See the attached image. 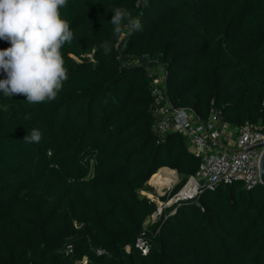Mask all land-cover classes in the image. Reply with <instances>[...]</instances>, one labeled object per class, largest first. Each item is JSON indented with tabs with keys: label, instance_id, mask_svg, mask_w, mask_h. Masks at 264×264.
Returning a JSON list of instances; mask_svg holds the SVG:
<instances>
[{
	"label": "trees",
	"instance_id": "16d2710c",
	"mask_svg": "<svg viewBox=\"0 0 264 264\" xmlns=\"http://www.w3.org/2000/svg\"><path fill=\"white\" fill-rule=\"evenodd\" d=\"M116 8L141 27L125 19L114 34ZM59 11L73 39L56 99L0 91V264H264L263 184L202 188L155 219L141 194L168 167L178 183L161 200L173 197L201 163L188 138L155 126L161 73L172 104L203 123L214 114L235 134L264 132V0H67ZM33 129L38 143L24 139Z\"/></svg>",
	"mask_w": 264,
	"mask_h": 264
},
{
	"label": "clouds",
	"instance_id": "9594fccd",
	"mask_svg": "<svg viewBox=\"0 0 264 264\" xmlns=\"http://www.w3.org/2000/svg\"><path fill=\"white\" fill-rule=\"evenodd\" d=\"M66 5L67 0H0V39L10 42V47L0 49V69L6 73L0 79L4 95H24L30 104L56 99L68 79L61 48L73 39L59 11ZM125 19L130 29L141 27L126 10L116 8L111 18L114 34L122 31ZM101 48L105 55L111 51L107 43ZM24 139L38 143L41 133L33 129Z\"/></svg>",
	"mask_w": 264,
	"mask_h": 264
},
{
	"label": "built area",
	"instance_id": "2783aa9c",
	"mask_svg": "<svg viewBox=\"0 0 264 264\" xmlns=\"http://www.w3.org/2000/svg\"><path fill=\"white\" fill-rule=\"evenodd\" d=\"M164 78L165 75L161 73L160 78L154 81L152 86L155 98L154 113L157 117L155 126L162 132L181 133L189 139L190 150L201 157L196 174L191 176L170 199H174L175 202L190 199L199 194L202 188L213 190L218 183L241 181L247 190L261 183L257 176L261 153L258 146L264 144V132L257 130L255 125L247 124L236 129L235 134L234 129L226 123L219 127L220 123L214 114L203 123L194 112L172 104L167 93L158 85ZM231 142H234V146H231ZM148 184L152 187L161 185L151 181ZM159 209L158 205L156 214L159 213ZM136 245L145 250L148 248L142 237L137 238Z\"/></svg>",
	"mask_w": 264,
	"mask_h": 264
},
{
	"label": "rangeland",
	"instance_id": "374dc122",
	"mask_svg": "<svg viewBox=\"0 0 264 264\" xmlns=\"http://www.w3.org/2000/svg\"><path fill=\"white\" fill-rule=\"evenodd\" d=\"M231 146H234V142H231ZM160 172V171H159ZM153 178V177H152ZM164 180V182H168V177L166 178H162ZM151 182H155L154 180H152ZM157 183V182H155ZM178 183V179L177 181L169 186H163L162 188L159 187H152V190L149 191H142L141 194H144L146 196H148L150 199L154 200L157 203H160V209H159V213L163 210L166 209L170 206H172L175 201L174 199H170L168 198L167 200L162 201L161 197H165L168 195V193L172 190V188ZM154 217H152L153 219Z\"/></svg>",
	"mask_w": 264,
	"mask_h": 264
},
{
	"label": "bare ground",
	"instance_id": "6f19581e",
	"mask_svg": "<svg viewBox=\"0 0 264 264\" xmlns=\"http://www.w3.org/2000/svg\"><path fill=\"white\" fill-rule=\"evenodd\" d=\"M162 168V169H161ZM160 168V172H158L157 174H155V175H151V177H153V178H150L151 180L150 181H152V180H154L155 182H157V183H155V182H151V183H155V184H161V185H167V186H169V185H172L173 183H174V181L176 180V173L174 172V171H172V169H166L167 167H161ZM156 173V172H155ZM166 177H168V182H164V180L162 179V178H166ZM161 185H159V187H161Z\"/></svg>",
	"mask_w": 264,
	"mask_h": 264
},
{
	"label": "water",
	"instance_id": "95a60500",
	"mask_svg": "<svg viewBox=\"0 0 264 264\" xmlns=\"http://www.w3.org/2000/svg\"><path fill=\"white\" fill-rule=\"evenodd\" d=\"M258 147L261 148L260 157L258 159V165H257V176L261 180V184L264 185V144H260ZM168 168V167H167ZM170 169V168H169ZM176 173V178H178L177 171L175 169H172ZM149 183V182H148ZM162 187V186H161ZM157 205H159L157 203ZM153 216L156 217L157 214L153 213Z\"/></svg>",
	"mask_w": 264,
	"mask_h": 264
},
{
	"label": "crops",
	"instance_id": "0c3cea01",
	"mask_svg": "<svg viewBox=\"0 0 264 264\" xmlns=\"http://www.w3.org/2000/svg\"><path fill=\"white\" fill-rule=\"evenodd\" d=\"M173 171V170H172Z\"/></svg>",
	"mask_w": 264,
	"mask_h": 264
}]
</instances>
